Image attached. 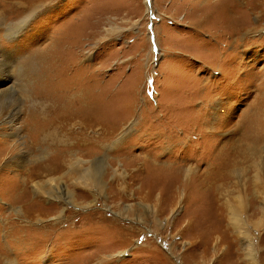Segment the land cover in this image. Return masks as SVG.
<instances>
[{"label":"rangeland","instance_id":"1","mask_svg":"<svg viewBox=\"0 0 264 264\" xmlns=\"http://www.w3.org/2000/svg\"><path fill=\"white\" fill-rule=\"evenodd\" d=\"M262 9L264 0H52L15 36L7 29L19 17L3 21L7 84L33 93L60 67L72 68L63 79L80 87L70 99L83 101L74 108L81 119L68 127L84 126L71 135L56 125L33 140L25 120H44L52 98L23 105L18 154L26 162L16 177L0 176L3 264H251L218 211L226 200L242 205L255 263L264 264ZM198 20L203 30L194 28ZM48 45L55 54L43 52ZM1 124L0 168L14 145ZM72 153L105 162L101 193L56 173ZM223 174L215 203L208 180ZM49 178L60 180L51 186ZM38 186L58 200L69 191L73 203L38 194Z\"/></svg>","mask_w":264,"mask_h":264},{"label":"bare ground","instance_id":"2","mask_svg":"<svg viewBox=\"0 0 264 264\" xmlns=\"http://www.w3.org/2000/svg\"><path fill=\"white\" fill-rule=\"evenodd\" d=\"M52 0H40L38 2H36V0H0V11L1 14L3 15V19L0 16V25L3 23V21H9L12 20L14 17H19V22H17L16 27H10L9 29H7L8 31V36H15L16 34H18L20 31L24 30L27 26V24L29 23V21L43 8H45V4L47 2H50ZM260 1V0H259ZM34 2V3H33ZM233 2L232 9L233 10H238L240 8V10H243L244 8V4L241 2ZM231 2V3H232ZM263 2V1H262ZM33 3V4H32ZM32 4V5H31ZM252 4V3H251ZM262 4V3H261ZM262 6V5H261ZM243 8V9H242ZM203 9V8H202ZM214 9V8H213ZM220 10V9H219ZM223 10V9H222ZM246 10H249V8H247ZM257 10V9H256ZM205 12H208L207 10H203ZM212 11V10H211ZM230 11V10H229ZM262 11H264L262 9ZM200 12V11H199ZM210 12V11H209ZM213 12V11H212ZM224 12V11H223ZM226 12V11H225ZM233 12V11H232ZM245 12H250V11H245ZM217 13V12H216ZM229 13V12H228ZM234 13V12H233ZM237 13V12H236ZM235 13V14H236ZM248 13H245L246 15ZM252 13V12H251ZM206 14V13H205ZM226 14V13H225ZM225 14H223L225 16ZM204 15V14H203ZM210 14H206V17L209 16ZM214 16V14H212ZM222 15V16H223ZM230 15V14H228ZM257 15V14H256ZM202 16V15H201ZM233 16V15H232ZM237 16V15H236ZM250 16V15H249ZM261 16V15H260ZM198 17V16H197ZM219 17V16H218ZM246 17V16H245ZM251 17V16H250ZM249 17V18H250ZM204 18V17H203ZM227 18V16L225 17ZM205 19V18H204ZM259 19V17H258ZM264 19V18H263ZM235 20V19H233ZM230 21V20H229ZM248 21V20H247ZM260 21V20H259ZM244 23L245 20H244ZM243 23V24H244ZM196 25H200L199 20L195 23ZM237 24V23H236ZM239 24V23H238ZM247 24V23H246ZM249 24H253V23H248L247 26ZM12 25V22L10 23V26ZM260 25V24H259ZM245 26V25H244ZM258 26V25H257ZM194 27V26H193ZM225 27V26H224ZM243 27V25H242ZM250 27V26H249ZM194 28H198L200 30H203L202 26H195ZM240 28V27H239ZM241 30V29H240ZM251 28H249V30H246V34L247 33H251L252 31H250ZM261 30V29H260ZM197 31V30H196ZM236 31V30H235ZM237 32V31H236ZM237 34V33H236ZM254 34V33H253ZM258 34V33H257ZM255 34V35H257ZM248 35V34H247ZM261 35V34H260ZM231 36V35H230ZM228 37V36H227ZM235 37V36H234ZM241 38V37H240ZM233 39V38H232ZM239 40V39H238ZM230 41V40H229ZM240 42V41H239ZM52 47V46H51ZM54 47L50 48V45H48L46 47L45 50H43V52H48L49 54L51 53H56L53 51ZM1 51V50H0ZM1 53V52H0ZM50 56V55H49ZM54 56V55H53ZM51 57V56H50ZM6 58V57H4ZM50 61V60H49ZM48 62V61H47ZM53 62V61H52ZM51 62V63H52ZM45 63V62H44ZM58 63V62H57ZM67 64V63H66ZM11 63L2 61L0 58V118L3 120L2 124L7 125L8 126V131L11 132V134L8 133V137L12 139V143L14 144L11 148L10 153L8 154L9 156L11 155V157L9 159H7L6 163L2 166V168H0V176L3 175V172L6 171H12L13 172V176L16 177V174H18L19 172V165H23L24 162L23 160H26V152H23L22 154H18L19 153V143L21 140V137L19 136V132H18V128L17 125L19 124V120L20 117L22 115V111H23V105L26 104V102H32V101H40L41 103L47 102L48 100H50V98H52V103L51 102H47L50 106H49V110L47 113V116L45 117L44 120H41L40 118H36V115L31 113V115L28 117L27 120H25L24 126H23V132L28 129H26V126L30 127V130L28 131V133L30 134V138L34 140V138H37L41 133L44 134V132L49 131L53 128L56 127V125H59L60 128H58L59 132L62 133V131H66V132H71V135L74 134L75 132L79 131L80 129H83V124L82 123H78L76 124V128L74 129H70L69 130V125L70 123L76 119H81L80 115L78 116L79 110L74 111L75 108V104H76V108L78 107V103L82 100V97L76 96V98L74 99H70V96L79 92L78 90L80 89V87L78 88H73L74 85L70 84L68 85V82H64L65 80L63 79V72L66 73L65 76L69 77V75H72V68L70 69L71 72L67 73V69L60 67V72L53 74L52 78H49L47 80H49L50 83H52V86H50L49 88L45 87L48 86L46 84L47 80L42 81L43 85L41 84H37L36 87L33 89V93L27 92V88H20V90H16L15 87L13 85H8L7 83L10 81L9 79L13 77V75L11 74V68H10ZM55 65V64H54ZM62 66V65H61ZM54 67V66H53ZM51 67V68H53ZM58 68V67H57ZM47 69V68H46ZM45 69V70H46ZM44 70V69H43ZM58 70V69H57ZM56 70V71H57ZM49 71V70H48ZM44 72V71H43ZM52 72V71H51ZM74 72V71H73ZM71 73V74H70ZM76 74H79L78 71H75ZM49 74H51L49 72ZM48 74V75H49ZM5 76H8L7 79H5ZM64 76V77H65ZM9 78V79H8ZM70 78V77H69ZM13 84V83H12ZM55 85V86H54ZM76 86V85H75ZM78 86V85H77ZM80 86V85H79ZM46 88L48 89L46 91ZM35 90V91H34ZM40 93V95L38 94ZM19 94H21L19 96ZM31 94V95H30ZM38 94V95H37ZM40 97V98H39ZM33 98V99H32ZM45 99V100H44ZM36 103V102H35ZM38 103V102H37ZM47 104V105H48ZM52 104H54L52 106ZM42 106V104H41ZM82 106V105H80ZM44 108V107H43ZM79 109V108H78ZM46 110V109H45ZM27 116V115H26ZM24 118V117H23ZM256 121V120H255ZM27 123V124H26ZM1 124V123H0ZM1 124V125H2ZM228 124H230L228 122ZM94 125V123L92 124ZM91 125V126H92ZM70 127H72V125H70ZM7 128V127H6ZM252 129V128H251ZM20 130V128H19ZM77 130V131H76ZM56 131V130H55ZM250 131V129H249ZM256 131V130H255ZM258 131V130H257ZM58 132V133H59ZM253 132V131H252ZM81 133V132H80ZM64 134V133H63ZM261 134V133H260ZM4 136H6L5 134H3ZM11 135V137H10ZM51 135V134H50ZM60 135V134H59ZM80 139H82L80 137L79 134H76ZM250 136V142H252L254 145H257L258 143H260L261 136H257V135H251ZM39 138V137H38ZM249 140V139H248ZM37 141V140H35ZM33 142V141H32ZM66 143V142H65ZM96 144V143H95ZM261 144V143H260ZM82 145V143H81ZM253 145V146H254ZM258 146V145H257ZM257 148V147H256ZM23 149V148H22ZM255 149V148H254ZM7 151V149L5 150ZM257 151V149H256ZM97 152V151H96ZM3 155V151L0 150V156L2 157ZM67 155V154H66ZM72 159L67 162V163H63V165H61V168H56V173H64V177H67L69 179L74 180L77 184H80L79 182L84 183L85 186L87 187H91L93 189V191L95 192H102L103 191V186H102V180L101 177L104 174V166H105V162H103L102 160H96V161H87L84 160L80 157H78L77 154H71ZM65 158V157H64ZM68 159V158H67ZM66 159V160H67ZM63 160V158L61 159V161ZM1 161V160H0ZM61 163V162H60ZM88 164H91V167H87ZM229 164V163H228ZM1 166V164H0ZM225 166V165H224ZM64 168V169H63ZM181 168V167H180ZM183 168V167H182ZM55 170V169H54ZM65 170V171H64ZM181 170V169H178ZM183 170V169H182ZM181 170V171H182ZM44 172H49V171H45ZM187 171V170H186ZM51 172V171H50ZM187 172H192L191 170L187 171ZM223 172V170H222ZM225 172V171H224ZM54 175L56 174L55 172H53ZM181 173V172H179ZM49 175H53L52 173H47ZM225 174V173H224ZM223 175H220V177L215 178H209L210 182L213 181V186L216 190V192H214L212 194V196L215 199V203H218L219 201V197H220V192L221 189L223 188V185H217V183L219 181H221L224 177ZM10 175V174H9ZM39 175V174H38ZM37 175V176H38ZM215 175V174H214ZM190 176V174L188 175ZM219 176V175H218ZM10 177V176H9ZM13 177V178H14ZM39 177V176H38ZM51 177V176H50ZM212 177V176H211ZM1 179V177H0ZM35 180V178H34ZM32 180V181H34ZM51 186H52V182L56 183L57 181L60 180L59 179H54V178H49ZM18 181V185H19V180ZM36 182V181H35ZM46 183V182H45ZM47 184V183H46ZM76 184V185H77ZM57 185V184H56ZM211 185V184H210ZM217 185V186H216ZM48 186V184L46 185ZM82 186V185H81ZM84 187V186H83ZM33 188V187H32ZM35 188V187H34ZM38 189H36V192L38 194H46L47 197H52L53 200H57L60 203H73V195L68 191L67 194H62L60 192H58L57 194H60V196H63L62 199L58 200L60 197L59 195L54 196V194L49 192V191H45V189L40 186L37 187ZM53 188V187H51ZM58 188V187H57ZM105 188V187H104ZM91 189V190H92ZM53 190V189H52ZM55 190V189H54ZM88 190V189H87ZM214 190V189H213ZM223 190V189H222ZM66 192V191H65ZM219 194H218V193ZM41 196V195H40ZM222 197H224V193H222L221 195ZM221 199V197H220ZM221 201V200H220ZM173 204H171L172 206ZM220 210V211H219ZM218 211L221 213V215L227 219V227L225 226L226 229H229V227L231 229H233L234 234H236V236H238L241 241H242V246H243V250L246 253V257L248 258V260L250 261L251 264H256L255 263V250H254V244L253 241L250 239V236L248 234V232H246L245 229V225H244V221L241 218V214H242V205L239 204L238 207H234L232 206V204L230 203L229 200L224 201V204L220 205L218 207ZM17 214H21L19 212V210L16 211ZM31 213V212H30ZM29 212H26V218H28L29 215H33V218H35L36 220L38 218H43L46 217L43 214H30ZM23 216V215H22ZM243 217V216H242ZM61 218H63L62 214L60 215H56V217L53 219L56 223H58ZM26 220V219H25ZM42 220V219H41ZM34 220L30 221L33 223ZM42 222V221H40ZM54 226V225H52ZM0 227L2 228L3 226L0 225ZM13 226H7V229H10V231H12L14 228H12ZM223 227V226H222ZM238 238V239H239ZM1 247V245H0ZM5 250L6 248L2 249V252L0 250L1 255H5ZM9 251V250H8ZM9 253V252H8ZM244 253V254H245ZM4 259H1L0 256V264H3Z\"/></svg>","mask_w":264,"mask_h":264}]
</instances>
